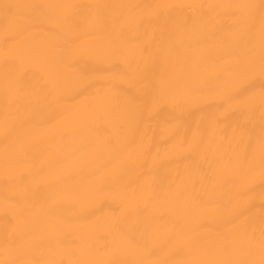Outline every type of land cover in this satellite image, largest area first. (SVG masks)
Listing matches in <instances>:
<instances>
[{"label":"bare ground","instance_id":"1","mask_svg":"<svg viewBox=\"0 0 264 264\" xmlns=\"http://www.w3.org/2000/svg\"><path fill=\"white\" fill-rule=\"evenodd\" d=\"M0 264H264V0H0Z\"/></svg>","mask_w":264,"mask_h":264}]
</instances>
